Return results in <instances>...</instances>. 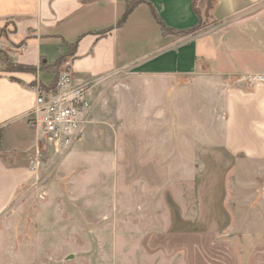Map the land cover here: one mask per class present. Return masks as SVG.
I'll return each instance as SVG.
<instances>
[{
  "label": "rangeland",
  "instance_id": "rangeland-1",
  "mask_svg": "<svg viewBox=\"0 0 264 264\" xmlns=\"http://www.w3.org/2000/svg\"><path fill=\"white\" fill-rule=\"evenodd\" d=\"M199 2L201 34L212 20L207 2ZM0 52L3 71H30L8 63V55ZM225 84L202 85V77L179 76L91 85L84 153L74 154V147L66 153L44 150L36 167L27 160L34 180L0 224V264L201 261L202 244L212 238L202 234L205 212L238 218L234 232L224 226L229 230L223 247L231 240L245 251L248 235L264 230L256 221L241 223L264 219V162L238 159L218 147ZM177 220H193L189 234L178 235L172 225ZM186 247L194 257H187Z\"/></svg>",
  "mask_w": 264,
  "mask_h": 264
},
{
  "label": "crops",
  "instance_id": "crops-1",
  "mask_svg": "<svg viewBox=\"0 0 264 264\" xmlns=\"http://www.w3.org/2000/svg\"><path fill=\"white\" fill-rule=\"evenodd\" d=\"M131 2L135 7L126 16ZM160 20L175 33L165 34ZM211 20L201 34L181 37L199 23L192 0H0V50L11 64L36 69L6 72L0 66L2 152L7 160L25 161L10 165L0 157V224L34 180L27 160L34 155L35 133L27 116L35 106L36 88L51 84L66 69L94 89L106 80L142 77H202V85L226 81L218 147L238 159L264 162V82L237 80L264 76V0H215ZM57 64L54 73L49 66ZM84 145L82 140L73 153H84ZM222 207L214 203L213 208ZM255 218L241 223L264 225V219ZM176 222L172 225L178 235L193 229V220ZM238 223L227 213H202V234L212 236L204 244L214 247L202 244V260L196 264H264V230L248 235L245 251L231 240L223 247L222 236L229 229L234 232ZM183 249L188 258L195 256L192 249ZM196 261L188 259L187 264Z\"/></svg>",
  "mask_w": 264,
  "mask_h": 264
},
{
  "label": "built area",
  "instance_id": "built-area-1",
  "mask_svg": "<svg viewBox=\"0 0 264 264\" xmlns=\"http://www.w3.org/2000/svg\"><path fill=\"white\" fill-rule=\"evenodd\" d=\"M243 80L254 85L264 82V76L246 75ZM92 88L90 83L77 80L69 69L58 74L54 88H36L35 106L27 116L29 128L35 133L34 167L42 151L66 153L82 142L90 124Z\"/></svg>",
  "mask_w": 264,
  "mask_h": 264
},
{
  "label": "trees",
  "instance_id": "trees-1",
  "mask_svg": "<svg viewBox=\"0 0 264 264\" xmlns=\"http://www.w3.org/2000/svg\"><path fill=\"white\" fill-rule=\"evenodd\" d=\"M84 2H86V1H89V0H83ZM210 0H202V5H203V3H205V2H207V4H208V10H207V12L209 11V10H212L213 9V7H214V4H215V0H212L211 1V3L209 2ZM197 2H199V0H192V7H193V10H194V12L196 13V15L198 16V18H199V22H200V24H198L194 29H192V30H188V31H186V32H184V33H187V34H190V33H195V32H199V31H201L202 30V25H201V18H202V16H201V11H202V8L200 7V5H197ZM200 3V2H199ZM209 3H210V5H209ZM134 7H135V3H133V2H131L129 5H128V10H127V13H126V16L134 9ZM160 24H161V26H162V30H163V32L165 33V34H167V33H175V31H173L172 29H170V28H168L161 20H160ZM181 34H182V32H181ZM186 35V34H185ZM0 54H2V52H0ZM8 63H10V61H9V58H8ZM16 66H19V67H21V68H23V69H25V70H30V71H36V69H34V68H30V67H26V66H22V65H16ZM59 67V64H57L55 67H53V66H49V69L50 70H53V72L55 73V71H57V68ZM40 70L41 71H43V70H45L44 68H43V65H41V67H40ZM9 72H14V71H9ZM56 81H57V78H56V80L54 81V82H52L51 84H48L47 86H45L46 88H54L55 87V84H56ZM0 157L4 160V162L7 164V158H6V156L3 154V152H2V148H1V130H0Z\"/></svg>",
  "mask_w": 264,
  "mask_h": 264
}]
</instances>
